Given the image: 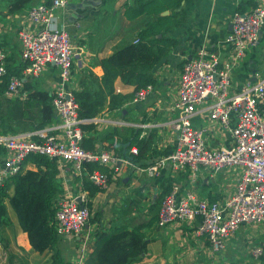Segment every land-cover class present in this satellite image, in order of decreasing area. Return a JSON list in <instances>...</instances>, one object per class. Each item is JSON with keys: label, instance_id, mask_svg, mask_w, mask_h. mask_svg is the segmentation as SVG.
<instances>
[{"label": "crops", "instance_id": "1", "mask_svg": "<svg viewBox=\"0 0 264 264\" xmlns=\"http://www.w3.org/2000/svg\"><path fill=\"white\" fill-rule=\"evenodd\" d=\"M40 1L0 0V48L5 53L6 72L10 76H21L23 63L17 34L27 27L26 14L29 8ZM129 2L70 0L65 7L53 12V27L68 31L77 53L73 60L70 83L74 91L81 88V82L98 87L103 76L101 60L132 39L146 23L144 18L132 22L125 19L123 6ZM260 3V0H183L180 23L166 34L177 45L149 72L156 80L152 93L142 102H133L134 87L122 84L119 79L114 82L117 106L112 108L109 97L105 96L99 115L86 123L94 127L91 131H83L84 138L93 140L91 150L114 153L108 147L109 143L104 141L108 134L115 128L139 129L140 138L149 137L150 151L138 164L124 168L116 177H112L107 168L100 166L103 171L99 173L107 177V185L90 199V217L86 225L78 236L59 239L57 242L64 264H76V249H79L83 241L87 242L86 260L92 250L95 234L99 231L107 232L112 227L142 228L145 252L133 264L262 263V260L256 261L249 257L251 242L258 244L263 238L260 226H242L221 252L213 251L203 237L196 235L198 219L173 223L164 228L157 226L161 194L170 192L176 186L180 194L193 192L202 200L223 202L234 191L240 173L238 168L218 172L201 169L192 176L189 172L175 175L166 166L154 178L148 177L143 171L174 149L176 137L171 123L177 113L172 105L176 100L178 77L183 63L200 56L205 59L214 56L219 64L226 61L231 48L225 39L230 32L233 14L240 11L247 13ZM259 35L258 45L250 49L232 71L233 90H238L248 81L264 79V26ZM58 81V69L49 64L39 77L24 80L17 96H6L3 90L0 94V135L31 132L37 123L36 117L40 114L42 103L41 98H30L31 101L27 103L32 107L23 111L27 95L41 94L42 99L47 98L52 107L53 91ZM0 87L6 89L3 80ZM207 107L208 102H205L197 108L191 120L192 126L206 129V142L210 147L228 145L229 133L210 121ZM53 119L55 122V114ZM4 128H11L12 131L5 133ZM3 159L4 150L0 147V164ZM55 164L58 171L56 178L63 196L85 192L82 190L81 176L73 174L69 164ZM23 170L34 171L36 168L27 163ZM7 194H13L12 185ZM4 205L7 224L0 227V264H52V252L47 251L41 255L34 252L26 234L20 230L7 200Z\"/></svg>", "mask_w": 264, "mask_h": 264}, {"label": "built area", "instance_id": "2", "mask_svg": "<svg viewBox=\"0 0 264 264\" xmlns=\"http://www.w3.org/2000/svg\"><path fill=\"white\" fill-rule=\"evenodd\" d=\"M70 0H41L29 8L26 28L19 30L21 76H10L6 96H17L24 80L39 77L46 66L58 69L59 81L53 91L52 107L56 121L39 130L0 135L4 159L0 164V189L23 170L29 156H44L60 165L69 164L73 174L82 176L83 164H97L107 168L112 177L133 165L112 151L85 150L82 125L89 120L78 117V106L70 86L73 60L76 56L71 37L65 28L52 25L53 12L65 7ZM247 13L236 12L225 43L230 52L219 64L216 57L202 56L185 61L177 83V96L172 105L177 116L171 125L176 137L174 149L167 156L144 168L154 178L169 166L173 174L189 172L196 175L201 169L218 172L223 169L240 170L234 191L223 202H208L193 192L180 194L174 186L160 204L157 226L198 219L196 235L203 237L215 252L223 251L243 225L260 226L263 238L251 244L249 257L264 260V79L246 82L238 90L232 89L231 74L245 54L259 43L264 26V0ZM5 53L0 48V82L6 76ZM152 85L134 93L133 102L144 101L152 93ZM208 102L210 121L229 133L228 145L210 147L206 129L191 124L197 108ZM137 154L136 149L131 150ZM101 191L107 177L94 170L87 175ZM79 200L80 204L77 202ZM85 192L57 197L54 203L53 226L60 239L78 236L90 213ZM85 240V239H84ZM87 242L79 244L76 264H84ZM264 264V263H260Z\"/></svg>", "mask_w": 264, "mask_h": 264}, {"label": "trees", "instance_id": "3", "mask_svg": "<svg viewBox=\"0 0 264 264\" xmlns=\"http://www.w3.org/2000/svg\"><path fill=\"white\" fill-rule=\"evenodd\" d=\"M182 2L183 0H130L123 6L125 19L132 22L144 18L146 23L132 39L101 60L103 76L98 87L81 82V88L73 92L79 119L96 118L103 109L105 96L109 97L112 108L117 106L114 94V82L117 79L124 85L134 87L135 92L156 84L155 78L149 72L177 45L176 41L166 37V34L180 23ZM9 77L10 74H7L5 80L3 79L5 88ZM3 90L6 89L0 87V94ZM35 97L41 98L42 109L36 117L37 123L32 131L43 129L54 122L53 109L47 98L42 99L41 94L27 95L23 111L32 107L27 102ZM17 107L20 109L19 103ZM93 127L92 124L82 125L84 132L91 131ZM7 131L12 130L4 128V132ZM140 135L139 129L115 128L104 141L109 143L108 147L118 157L136 165L150 151L149 137L140 138ZM92 144V139L83 138L81 147L91 150ZM133 148L137 150L136 155L131 153ZM27 163L34 165L36 170H22L10 178L9 184L6 183L0 189V227L7 224L4 205V201L7 200L20 230L27 236L31 249L40 255L50 251L52 264H64L57 249L60 238L56 235L53 226L54 203L62 193L61 185L56 178L58 173L56 162L44 156H29L24 161V165ZM82 167V190L88 195L86 206L90 210V199L101 190L88 180L87 175L94 170L103 171V168L90 163L83 164ZM10 185L13 188L11 196L7 194ZM168 193L161 194L159 205ZM145 246L142 228L112 227L107 232L99 231L95 234L92 250L84 264H133L139 261L145 252Z\"/></svg>", "mask_w": 264, "mask_h": 264}, {"label": "rangeland", "instance_id": "4", "mask_svg": "<svg viewBox=\"0 0 264 264\" xmlns=\"http://www.w3.org/2000/svg\"><path fill=\"white\" fill-rule=\"evenodd\" d=\"M62 196H63V195L61 194V195L58 196V197H62ZM243 226H244V225H243ZM245 226L248 227L249 225H245ZM241 227H242V226H241ZM241 227H240V228H241ZM239 230H240V229H239ZM239 230H238V231H239ZM238 231H237V233H238ZM237 233H236V234H237ZM251 243H254V242L252 241ZM245 251H247V250H245ZM76 253H77V254H76V257H75V258H76V260H77V258H78V256H79V249H76ZM262 263H264V260H263V259H262Z\"/></svg>", "mask_w": 264, "mask_h": 264}, {"label": "water", "instance_id": "5", "mask_svg": "<svg viewBox=\"0 0 264 264\" xmlns=\"http://www.w3.org/2000/svg\"><path fill=\"white\" fill-rule=\"evenodd\" d=\"M77 202L80 204L79 200H77Z\"/></svg>", "mask_w": 264, "mask_h": 264}]
</instances>
